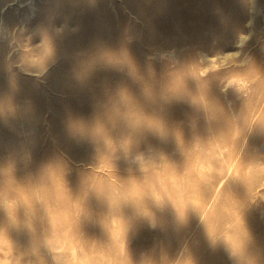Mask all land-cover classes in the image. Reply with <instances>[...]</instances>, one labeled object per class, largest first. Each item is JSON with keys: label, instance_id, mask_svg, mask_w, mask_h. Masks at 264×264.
I'll return each mask as SVG.
<instances>
[{"label": "rangeland", "instance_id": "rangeland-1", "mask_svg": "<svg viewBox=\"0 0 264 264\" xmlns=\"http://www.w3.org/2000/svg\"><path fill=\"white\" fill-rule=\"evenodd\" d=\"M0 264H264V0H0Z\"/></svg>", "mask_w": 264, "mask_h": 264}, {"label": "bare ground", "instance_id": "bare-ground-1", "mask_svg": "<svg viewBox=\"0 0 264 264\" xmlns=\"http://www.w3.org/2000/svg\"><path fill=\"white\" fill-rule=\"evenodd\" d=\"M55 7H52L51 9H53ZM61 9H62V11L68 12L69 11V5H66V6H64ZM28 54L31 56V57L29 56L30 58H32V57H40L41 51L38 48H34L31 52H28ZM28 54H26V55H28ZM28 70L36 71L35 69H28ZM16 152L18 154H23V149H18V150H16ZM68 158L72 159L74 162L78 163L77 157H76L75 154L70 153L68 155ZM59 173H60V171H58L57 169H53L51 172H49L48 175H50V176H48V179H46L45 182L42 181L43 175H40L39 181H37V183L35 185H30L25 177L19 176V179H21V181H22V185H17L16 186V188H17V191H16L17 193L16 194H18L21 197V199H24V200H25V197H28L29 200H28V203H26V204H29V205H31V202L34 201V199H33L34 194H38L40 197H42L44 199L48 198L47 188H45L46 186L51 189V194L53 196H56V194H57V196L65 195L64 190H65L66 185L63 186V184L65 183L66 180L70 181V179H68V177H67V178H65L66 180H63L62 183H61V179L58 182L54 181V179H53L54 175L55 174L58 175ZM16 176H18V175H16ZM34 214H35V212L32 211V213H28V216H32ZM85 215L86 214L84 213L83 214L84 218L86 217ZM103 229L105 230L104 232L107 235H110L109 233L111 231H113L109 227H107V225H103ZM114 231H116V230H114ZM10 232L14 235V238H12L14 243L23 241L26 238H28V236H29V231H26V230L18 231L16 229H10ZM39 249L43 250V248H41V247H39Z\"/></svg>", "mask_w": 264, "mask_h": 264}]
</instances>
